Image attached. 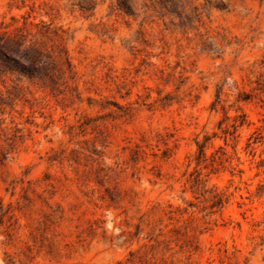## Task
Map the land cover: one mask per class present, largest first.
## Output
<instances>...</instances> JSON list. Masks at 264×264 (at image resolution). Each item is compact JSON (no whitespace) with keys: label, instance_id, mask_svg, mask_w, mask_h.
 Segmentation results:
<instances>
[{"label":"rangeland","instance_id":"rangeland-1","mask_svg":"<svg viewBox=\"0 0 264 264\" xmlns=\"http://www.w3.org/2000/svg\"><path fill=\"white\" fill-rule=\"evenodd\" d=\"M0 264H264V0H0Z\"/></svg>","mask_w":264,"mask_h":264}]
</instances>
